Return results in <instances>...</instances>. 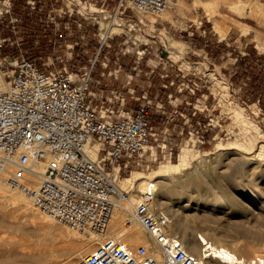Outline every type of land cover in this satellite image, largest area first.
I'll list each match as a JSON object with an SVG mask.
<instances>
[{"label":"rangeland","instance_id":"rangeland-1","mask_svg":"<svg viewBox=\"0 0 264 264\" xmlns=\"http://www.w3.org/2000/svg\"><path fill=\"white\" fill-rule=\"evenodd\" d=\"M222 1L186 0L190 7L177 12V21L161 18L151 24L137 11L119 13L118 0H40L32 18L26 15L22 0H17L9 12L7 0H0V75L8 82L15 61L21 57L36 59L41 66L50 65L48 69L82 67L94 57L99 42H103V12L115 14L124 28L107 38L110 47L101 50V63H105L102 57L109 52L106 72L110 71L112 76L99 105L113 110L111 119H115L121 114L122 99L124 108H134L146 96L151 101L152 125L159 134V147L152 148V152L158 153L157 160L150 153L142 156L130 171L120 173V185L133 171L147 174L169 159L176 162L183 148L197 150L212 164L230 159L233 154L246 158L250 151L237 150L234 143L248 147L253 141L252 150L256 151L264 144V47L256 46L264 38V15L247 13L242 17L234 5L230 7L228 1ZM257 2L264 5V0ZM82 8L88 15L80 13ZM207 9L216 11L223 21L243 22L253 30L226 26L220 34L206 18ZM170 38L183 42L184 52L175 51L168 43ZM95 71L94 79L102 80L98 64ZM92 92L97 95L96 86ZM254 163L259 171L263 170L264 156L251 161L249 167H256ZM263 174L256 176L257 180L255 177L261 186V193L255 196L258 200L251 203L248 191L239 196L241 203L254 206L253 213L259 210V200H264ZM241 176L243 183L247 182ZM12 211L5 205L0 209V218ZM18 212L5 219L6 225L0 224V236L19 238L14 252L0 250L2 263L19 264L24 251L35 245L37 235L47 233L56 238L61 249L58 255L67 256L69 242L60 238V234L66 233L65 225L47 221L38 212L16 219ZM75 238L81 239L78 235ZM91 244L90 248L96 246ZM141 244L147 241L131 248ZM75 260L69 257L66 264Z\"/></svg>","mask_w":264,"mask_h":264},{"label":"built area","instance_id":"built-area-1","mask_svg":"<svg viewBox=\"0 0 264 264\" xmlns=\"http://www.w3.org/2000/svg\"><path fill=\"white\" fill-rule=\"evenodd\" d=\"M16 1L7 0L6 12ZM22 1L32 18L40 0ZM176 1L118 0L116 8L121 14L130 9L160 18ZM107 40L99 42L94 57L79 68L48 69L50 65L26 57L15 61L7 87H0V180L6 173L9 188L21 190L40 214L79 235L101 234L114 209L123 207V225L135 222L149 237L147 244L134 249L121 238H108L68 264H209L168 233L170 217L154 206L153 182L135 202L131 184L120 189L121 172L130 171L147 153L157 160L152 148L159 147V134L146 96L134 108H124L122 99L121 114L115 119L113 110L99 105L112 76L106 72L108 51L101 60L105 63L99 62L102 48L110 47ZM97 64L100 81L93 76ZM95 86L97 95L92 92ZM88 146L97 147L95 159L85 152ZM37 163H44V170L31 188L27 177ZM156 249L159 260L153 254Z\"/></svg>","mask_w":264,"mask_h":264},{"label":"bare ground","instance_id":"bare-ground-1","mask_svg":"<svg viewBox=\"0 0 264 264\" xmlns=\"http://www.w3.org/2000/svg\"><path fill=\"white\" fill-rule=\"evenodd\" d=\"M225 1H228L230 7L234 5L240 11L239 14L242 17L247 13L251 16L258 15V17L264 15V5L257 2L258 0L253 3L250 0ZM221 2L223 1L221 0ZM189 7L186 0H177L160 18L141 14L151 24H156L157 19L161 18L175 22L177 21V12L182 13ZM211 11V9L206 10V18L211 21L213 27L220 34L225 32L226 26L242 31L251 27L246 23L235 20L223 21L217 16L216 11ZM80 13L88 15V12L83 8ZM103 16L101 37L104 41L113 34L121 32L124 27L115 14L110 15L108 12H103ZM262 36L264 37V35ZM262 36L261 38H263ZM168 43L179 53L185 50L184 43L181 41L171 39L168 40ZM257 43L256 46L264 47V38ZM7 83L0 75V87H7ZM126 84H128V81ZM241 115L240 117H242ZM251 142L248 147L242 143H234L237 150L247 149L250 151L246 158L242 157L244 161L233 154L232 158L221 159L216 164L209 163L208 159L202 157L204 154L200 156L197 150L193 152L195 150L191 151L192 149L183 148L176 162L167 160L165 164L159 165L158 168L147 174L133 171L130 177L122 180L123 183L120 185V189L125 190L126 185L131 184L132 194L130 195L132 201L135 202L140 198L146 185L153 182L156 194L154 206L165 211L170 217L168 233L177 236L189 253L204 258L205 262L209 264H264V200H259V210L253 213L254 206L247 203L243 204L239 199V196L248 191L251 193L248 198L253 203L257 199L256 195L259 192L261 193V191H258L261 186L257 184L256 176L260 175L259 173L262 171L264 172V169L259 171L255 163L256 167L253 165V167H249V165L251 161L264 156V144L260 145V148L256 151L252 150L254 144H251ZM96 149V146L93 148L88 146L85 152L89 157L95 159ZM31 168L32 173L27 177L30 181L28 186L35 188L37 174L43 173L44 163L32 164ZM115 170L117 171L118 168L116 167ZM241 175L246 177L249 185L246 181V183H243L244 178ZM6 179L7 174L5 173L0 180V209L6 205L13 208L14 212L19 211L18 215L15 214L16 219L35 215L38 211L30 199L21 190L9 188ZM262 194L264 195V193ZM123 209V207L114 209L107 226L101 234L90 235L85 238L83 235L67 228L66 233L64 232L66 235L60 234L61 239H67L69 242L66 257L58 255L61 249L57 247L56 238L51 233L44 236L37 235L35 245L28 251H24L19 264H66L69 257L78 260L92 252L96 247L90 248L92 242L98 244L113 237L123 239L129 248L146 241L148 243V235L137 223L131 222L127 227L123 225L126 217ZM14 212L3 213L0 224L6 225L7 221L5 219ZM42 217L52 223L56 222L46 215H42ZM236 217L238 219H234ZM75 235H78L81 239L78 240ZM18 243V237L0 236V250L6 253L14 252L13 250H15ZM153 254L156 259L161 258L158 249L153 250ZM0 264H4L1 258Z\"/></svg>","mask_w":264,"mask_h":264},{"label":"trees","instance_id":"trees-1","mask_svg":"<svg viewBox=\"0 0 264 264\" xmlns=\"http://www.w3.org/2000/svg\"><path fill=\"white\" fill-rule=\"evenodd\" d=\"M19 6V5H18ZM14 8H15V6H14ZM15 9H13V11H14Z\"/></svg>","mask_w":264,"mask_h":264},{"label":"crops","instance_id":"crops-1","mask_svg":"<svg viewBox=\"0 0 264 264\" xmlns=\"http://www.w3.org/2000/svg\"><path fill=\"white\" fill-rule=\"evenodd\" d=\"M152 118V117H151Z\"/></svg>","mask_w":264,"mask_h":264}]
</instances>
